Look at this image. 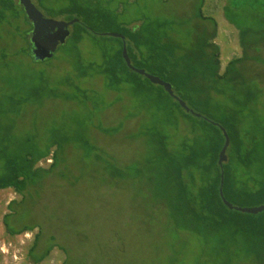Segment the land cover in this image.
Instances as JSON below:
<instances>
[{
	"label": "rangeland",
	"instance_id": "374dc122",
	"mask_svg": "<svg viewBox=\"0 0 264 264\" xmlns=\"http://www.w3.org/2000/svg\"><path fill=\"white\" fill-rule=\"evenodd\" d=\"M32 2L49 19L81 20L98 33H80L82 29L71 25L69 36L59 45L53 58L36 62L23 51H27V44L21 32L30 28L29 24L1 23L0 56L6 48L8 63L0 57V123L13 125L11 134L16 141H23V137H40L41 148L51 140L53 131L58 130L62 135L66 131L74 134L85 130L91 134L95 150L89 157L85 150L68 146L64 152L68 178L50 179L22 203V196L13 189L0 190V264H255L251 256L236 250L237 246L241 247L238 243L229 254L225 247L231 241L229 236L239 230V224L223 222L221 230L209 234L205 241L174 225L161 199V181L156 179L152 168L148 169L147 159L152 153L144 137L147 128L168 113L157 112L155 102H147L151 99L144 95L134 96L129 85H123L119 92L108 90L103 76L83 67L90 63L101 64L104 56L119 47L114 37L103 34L122 35L123 26L141 31L146 40L155 37L164 44L165 52L169 45L180 55H187L186 60L179 61L182 71L199 60L210 59L211 44L218 47L220 75L230 62L239 60L226 78L216 83V89L221 92H214V99H206L216 100L219 107L194 106L186 98L185 102L224 125L220 112L235 113L241 134L252 138L251 163L243 166L233 161L230 148L226 164L239 166L238 180L256 196L238 198L231 195V191L228 198L239 208L259 207L264 205V192L257 193L264 188V17L249 16L243 0L232 1L233 24L225 17L228 0ZM252 3L250 0L249 4ZM88 5L105 16L87 18L76 10ZM19 13L23 18L21 9ZM200 13L214 20L216 34L212 39L209 38L213 35L210 21L199 19ZM74 33L80 35L79 40L74 39ZM139 49L141 56L133 58V65H140L150 75L167 79L165 69H158L157 64L148 60L151 50L146 46ZM189 57L194 60L187 59ZM81 69L86 70L87 77H80ZM194 75L193 85L209 87L213 80L208 71L203 74L196 71ZM78 87L87 90L85 101ZM175 90L184 96L183 89L175 87ZM248 92L253 94L251 99H247ZM193 95V101L203 98ZM163 96L166 107L174 110L172 120L175 121L183 113L173 100ZM113 124L119 128L110 135L95 128ZM181 128L190 129L184 123ZM51 163L48 157L37 166L47 168ZM113 164L125 167L127 173L117 175ZM12 202L13 211L8 208ZM6 215L13 228L40 224V252L49 244L56 247L40 263H33L28 252L39 229L9 235L3 224ZM229 215L237 218V214Z\"/></svg>",
	"mask_w": 264,
	"mask_h": 264
},
{
	"label": "trees",
	"instance_id": "16d2710c",
	"mask_svg": "<svg viewBox=\"0 0 264 264\" xmlns=\"http://www.w3.org/2000/svg\"><path fill=\"white\" fill-rule=\"evenodd\" d=\"M232 1L234 0H228L225 6V17L230 19V23L233 24L234 22L231 20L232 17L230 14L232 13V9H230ZM243 1L245 2H243L245 6L249 9V16H253L254 14L259 18L264 17V0H252V4H249L250 0ZM20 9L23 12V18H21L19 13ZM76 10L87 18H101L100 16L104 15L102 11L98 9L93 10L90 5L77 7ZM233 13L235 14L236 12ZM198 17L202 21H210L208 23L212 28L213 35L209 38L212 39L215 37L216 26L214 20L204 17L201 13ZM20 22H26L30 27L28 29H22L21 32L24 38L26 37L25 40L27 44V51L25 49L23 51H25V53L28 52L27 54L32 60L36 62L42 61V59L34 58L31 52V43L29 39L31 24L23 7L19 4L18 0H0V24L7 23L10 26L13 24L17 26L19 24L18 26H20ZM73 26H78L82 29L80 33L84 32L92 35H97L98 33L92 26L81 20H78ZM17 30H20V27ZM121 30L125 39L123 41L119 38H115L119 43V47L115 50H111L112 53L108 54V56H104V60L101 64L90 63L87 67H83V69H88L92 72L95 71L96 74L103 76L108 90H116V92H119L123 85H129L133 90L132 94L134 96L143 97L144 95L146 98L151 99L147 102H155L157 112L165 111V113H168L164 119L159 122H154L150 128H147L144 137L152 153V156L147 159L148 169L152 168L156 179H158L159 182L161 181V199L168 207V214L174 225L205 241L209 234H214L221 230V224L223 222L239 224V230L234 232L232 237L229 236L231 241L225 246L227 247L228 254L232 246L238 243L241 247H235L236 250L244 256H251L255 264H264V212L259 213L261 216H258V214L252 215L229 210L224 205L219 193L222 180L223 197L228 202H230L228 196L231 195L238 198H251L254 195L256 196V193L253 194L250 191L248 192V186L238 180L237 175L239 166L235 168L234 166H228L226 164L228 159L223 163L222 168L218 165V155L225 141L219 126L226 130L229 137L227 151L232 148L233 161L236 160L238 164L241 163L243 166H248L251 163L250 153L253 150L249 148V146L253 147L252 138L250 139V136L246 138L241 134L237 127L235 113H231V111H225L226 114L220 112V118L224 121V125L214 121L202 112L192 109L185 102L186 98L190 99L194 106H206L208 109L210 105L215 108L219 107L215 102L216 100L211 102L206 99L209 97L211 98L214 92L215 94L221 92L220 89H216V83H220L224 80L231 72L233 65L239 62V60L230 62L224 73L220 75L218 47L211 44L210 48L213 49V53L210 59L207 61L199 60L198 63L193 64L191 68L188 67L187 69V67H184L182 71L179 61L181 59L186 60L185 57H187V55H180L177 53L175 47L169 45H167L169 52H165L166 50L163 49L164 44L161 45L155 37H150L146 40L141 34V31H137V29L131 26H123ZM77 34L74 33V39L79 40L78 38H80V35ZM123 43L126 45L131 63L133 58L137 59L141 56L140 46H146L150 49L152 53L149 52L151 54L148 60H150L152 64H157L158 69H165L164 73L167 79L160 78L169 82L173 88L174 94L184 101L191 110L199 113L202 117H196L190 112L185 111L176 100L169 96L163 87L154 85L145 77L130 70L122 57ZM57 49H59V46ZM5 50L6 48H4L0 57L1 60L7 64L8 55L5 53ZM138 50L139 53H137ZM53 55L51 58H53ZM187 59L194 60L191 57ZM140 64L142 63L140 62ZM79 65L81 66L82 63H78V66ZM135 67L141 69L140 65ZM196 71L200 74L208 71L209 76H212V79L215 81L212 80L209 87L197 83L193 85L191 80L194 78V73ZM86 74V70H83V75L80 77L82 78L84 75L87 77ZM173 84L175 86H173ZM175 87L177 90L178 88L183 89L184 96L179 95ZM77 90L81 92L83 101H85L87 99V90L81 87H78ZM193 93L203 98H198L200 100L193 101ZM163 94L173 100L177 109L183 113V115H179L175 121L172 120L174 110L173 108L168 109V107H166V104L163 102ZM247 95V99L253 97L251 92H248ZM75 98L78 99L77 97ZM212 98L214 99V97ZM9 99L12 100V97ZM12 101L14 102L15 100ZM246 105L244 104V107H246ZM183 123L188 124L190 129L185 131L182 130L181 124L183 125ZM6 124L2 125L0 123V132H3L0 134V190L13 189L22 196L20 203L25 201L30 193H33L36 189H41L42 185L50 179L55 178V180L58 181L68 178L69 170L68 167L65 166L66 160L64 157V152L68 146L74 145L76 148L85 150V155L89 157L95 150L93 138L91 134L85 130H79L74 134L66 131L62 135L57 133L58 130L53 131L50 137L51 140L46 143L44 148H41L38 143L41 139L40 137H23V141L19 139L17 141L14 140V136L11 134L13 125ZM95 128L103 131L106 135H110L116 133L119 126L113 124L104 128ZM207 128H209V131ZM95 154L98 155L97 153ZM235 154L237 158H235ZM48 157H51L52 160L49 167L43 168L37 166L39 162ZM115 169H117V175L121 176L127 173L125 167L120 166ZM231 191L233 194L231 193L230 195ZM263 192L264 188L257 193ZM13 205L14 202L10 203L8 208L12 210ZM230 213L237 214V218L231 217V215H229ZM3 224L9 235H19L23 232H31L35 228L39 229L35 235L34 244L28 252V257L33 263H40L48 256L51 250L56 247L54 244H49L45 251H39L38 246L42 234L40 224L23 226L18 229L13 228L10 224L9 215L4 217ZM63 264H65V262H63Z\"/></svg>",
	"mask_w": 264,
	"mask_h": 264
},
{
	"label": "water",
	"instance_id": "95a60500",
	"mask_svg": "<svg viewBox=\"0 0 264 264\" xmlns=\"http://www.w3.org/2000/svg\"><path fill=\"white\" fill-rule=\"evenodd\" d=\"M19 4L23 7L24 12L31 24L32 31L29 33V39L31 43V52L36 59H44L51 58L57 47L64 43L66 38L69 36V27L77 22V20L64 22L58 21L55 19H49L45 17L42 12L38 10L32 0H18ZM108 35L114 38H119L124 41L125 37L121 34L111 33V34H103ZM122 57L125 61L127 67L133 72L145 77L154 85H158L164 88V90L172 97L174 100L178 102V104L185 109V111L190 112L196 117H202L199 113L191 110L184 101H182L179 97L174 94L173 88L170 83L162 80L159 77L148 74L144 69L137 68L132 65L131 60L128 56V52L126 49L125 43H123L122 48ZM225 141L222 149L218 155V165L222 168L223 163L226 161V151L229 146V137L227 135L226 130L219 126ZM223 181L221 180V187L219 189L220 197L224 203V205L229 210H235L241 213H247L256 215L264 212V205L255 207V208H239L228 202L222 193Z\"/></svg>",
	"mask_w": 264,
	"mask_h": 264
},
{
	"label": "flooded vegetation",
	"instance_id": "af4514ba",
	"mask_svg": "<svg viewBox=\"0 0 264 264\" xmlns=\"http://www.w3.org/2000/svg\"><path fill=\"white\" fill-rule=\"evenodd\" d=\"M32 30H33V29H32V27H31V31H32ZM31 31H30V32H31Z\"/></svg>",
	"mask_w": 264,
	"mask_h": 264
}]
</instances>
